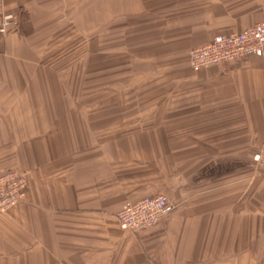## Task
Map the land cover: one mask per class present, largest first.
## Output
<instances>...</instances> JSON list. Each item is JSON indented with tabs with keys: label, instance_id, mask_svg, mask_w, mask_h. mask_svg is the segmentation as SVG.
<instances>
[{
	"label": "crops",
	"instance_id": "1",
	"mask_svg": "<svg viewBox=\"0 0 264 264\" xmlns=\"http://www.w3.org/2000/svg\"><path fill=\"white\" fill-rule=\"evenodd\" d=\"M6 15L20 23L0 35V163L28 178L0 215V264H264V54L189 65L218 33L264 22V0H0ZM75 27L129 32L158 81L131 90L139 104L68 102L58 53L73 55ZM157 193L159 224L121 230L116 214Z\"/></svg>",
	"mask_w": 264,
	"mask_h": 264
},
{
	"label": "rangeland",
	"instance_id": "2",
	"mask_svg": "<svg viewBox=\"0 0 264 264\" xmlns=\"http://www.w3.org/2000/svg\"><path fill=\"white\" fill-rule=\"evenodd\" d=\"M14 17L17 19V28L20 17L19 15ZM128 35L129 32L125 33L123 29L121 33L120 28L90 27L88 38L86 35L81 38V34L77 32V27H75L72 40L73 55L69 54L71 51H69V46L67 56H61L62 54H60V51H65V49H59L58 53L59 60L63 61L59 64L62 67L59 68V71L68 69L72 74V79L68 80L66 84L68 102L90 106L99 104L137 105L140 103L138 99L141 98L137 94L132 95L131 90L139 87V89L145 91L146 88L153 87V83L158 81H151V79L149 81L145 78L146 73L151 70L150 65L136 64L135 61L131 60ZM82 41L84 42L83 48L81 46ZM87 41H89L88 52ZM115 41L118 43L117 46H115ZM82 58L89 61L81 63ZM61 97L65 98V96ZM9 147L12 150L15 145H9ZM10 153V155H14L13 151ZM3 161L7 163L6 165L0 163L1 167L23 171L13 164L15 160L12 158H6ZM7 164L10 166H7ZM25 172L27 173V171Z\"/></svg>",
	"mask_w": 264,
	"mask_h": 264
},
{
	"label": "built area",
	"instance_id": "3",
	"mask_svg": "<svg viewBox=\"0 0 264 264\" xmlns=\"http://www.w3.org/2000/svg\"><path fill=\"white\" fill-rule=\"evenodd\" d=\"M16 25V17L3 16L0 19V35L16 28ZM261 54H264V22L241 31L215 35L205 45L190 51L189 63L194 70L224 68L231 62ZM252 160L255 167L264 173V143L257 148ZM27 175L25 171L0 166V215L24 201ZM170 208V201L165 195L154 194L125 205L116 218L121 230L138 233L156 227Z\"/></svg>",
	"mask_w": 264,
	"mask_h": 264
}]
</instances>
